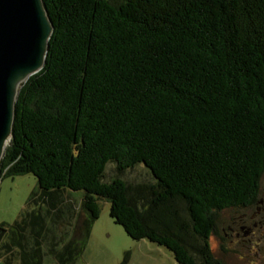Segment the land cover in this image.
I'll return each instance as SVG.
<instances>
[{"label": "trees", "instance_id": "obj_1", "mask_svg": "<svg viewBox=\"0 0 264 264\" xmlns=\"http://www.w3.org/2000/svg\"><path fill=\"white\" fill-rule=\"evenodd\" d=\"M53 31L21 85L0 178L36 187L0 224L2 264H76L100 201L178 264H221L219 211L264 171V0H43ZM142 166L151 181L104 180ZM191 243V245H190Z\"/></svg>", "mask_w": 264, "mask_h": 264}, {"label": "rangeland", "instance_id": "obj_2", "mask_svg": "<svg viewBox=\"0 0 264 264\" xmlns=\"http://www.w3.org/2000/svg\"><path fill=\"white\" fill-rule=\"evenodd\" d=\"M114 176L122 178L129 191L137 184L151 181L140 165L119 172L114 163H108L104 180ZM34 187L36 178L31 173L0 178V224L12 223ZM259 189L264 192V171L259 178ZM99 203V215L76 264H178L165 247L147 239L130 238L110 218L109 203L103 200ZM207 242L213 257L221 264H264V210L258 211L252 204L219 211L215 230Z\"/></svg>", "mask_w": 264, "mask_h": 264}, {"label": "water", "instance_id": "obj_3", "mask_svg": "<svg viewBox=\"0 0 264 264\" xmlns=\"http://www.w3.org/2000/svg\"><path fill=\"white\" fill-rule=\"evenodd\" d=\"M53 25L43 0H0V159L21 85L45 63Z\"/></svg>", "mask_w": 264, "mask_h": 264}, {"label": "flooded vegetation", "instance_id": "obj_4", "mask_svg": "<svg viewBox=\"0 0 264 264\" xmlns=\"http://www.w3.org/2000/svg\"><path fill=\"white\" fill-rule=\"evenodd\" d=\"M255 205L256 208L259 210H264V192H261L260 189L258 191L256 199L250 204V205ZM254 225L256 224L255 222L253 223Z\"/></svg>", "mask_w": 264, "mask_h": 264}]
</instances>
